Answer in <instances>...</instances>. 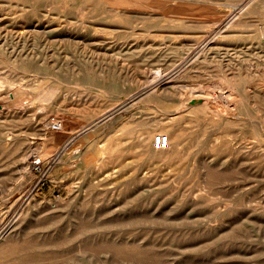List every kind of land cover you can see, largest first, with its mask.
I'll list each match as a JSON object with an SVG mask.
<instances>
[{
    "label": "rangeland",
    "instance_id": "1",
    "mask_svg": "<svg viewBox=\"0 0 264 264\" xmlns=\"http://www.w3.org/2000/svg\"><path fill=\"white\" fill-rule=\"evenodd\" d=\"M235 1L0 0V45L38 53L0 49V254L21 247L0 264H264V52L233 45L178 81L228 84L234 63L244 120L214 103L157 150L172 164L136 149L178 103L142 86ZM247 8L220 31L264 25V1Z\"/></svg>",
    "mask_w": 264,
    "mask_h": 264
},
{
    "label": "bare ground",
    "instance_id": "2",
    "mask_svg": "<svg viewBox=\"0 0 264 264\" xmlns=\"http://www.w3.org/2000/svg\"><path fill=\"white\" fill-rule=\"evenodd\" d=\"M258 1H264V0H236L235 3L232 5L233 9L226 14V16L224 17L223 20H219L216 22H210V23H206V24L195 25V26L191 25V24L187 25L188 30L190 32H193L195 35H199V36H197L195 43L193 45L189 46L187 48V51H185V52L183 51V53H181V54H178L175 56L169 55L168 59L166 58L167 59L166 63L164 64V65H166V67L158 68L157 71L152 76L151 80L142 86V88L138 92L139 95L149 96L151 93L159 91L158 94L160 95V98L163 99L164 101L173 102V101H175V99H177V101H178V103H167V104L175 107L174 110H171V111H173L172 112L173 117H171V122H169V120H167L168 122L165 121V123L162 126L158 127L154 131H148V132L146 131V132H139V133L137 132L138 134H137V138H136V149L141 151V153L146 155V157H148L149 159H155V160L159 159L161 161H164L166 164H172L173 159H171V157L168 153H160L153 146L154 139L158 135H161V134L168 136L169 146H176L179 148L182 145L183 134L185 133V130H188V128L184 130L182 123L184 122V123L192 124V122L194 121V118L204 117V115L206 114L205 109H211L212 110V107H213L212 105L214 103H216L218 106H221V107L224 105L229 106V107H227V110L230 107H231V109L233 108L231 110L233 112L230 114L231 115L230 117L238 118V120H244L243 117H240L239 115H237L235 113L234 109L236 108L237 103H244V101L247 97H248V99L249 98L253 99V96L255 94V93L252 94V92H254V86L248 87V86H246V84L244 85L243 77H242V75H239L240 71H238L239 73L234 72L235 71L234 69H236V67H235L236 65L234 63L230 64L231 66L227 65V67H228L227 69L229 71L230 70L232 71V74L229 76V79H232L234 81V82L229 81L228 84L227 83L225 84L224 83L225 81H224L223 82L224 84L214 83V85H210V84L205 85L204 83L203 84H195L196 82L194 81L195 83L192 82L189 85L188 84L187 85H181L178 83V81L180 79H182L183 77L190 75L193 71L198 70L202 66V63H207L209 61L211 62L217 56V54L220 55V54L224 53L226 55L227 53H229L232 50L233 45L237 46V48L240 47L238 49L234 48V49H236V52H234V53H237V55L240 54L241 60L242 59H243V61L246 60V62L248 61V59L242 58L241 55L245 54L247 52V50L251 49V47H252V49L256 48L257 50L264 52V25L253 27L250 22L243 19L228 34H224L223 32L220 31V30H222V27L224 26V24L232 23V20L238 15L240 17L244 11L242 13H240V12L243 9L247 8V6L250 9V11H253V8L251 9V7H253V5L255 6V3H257ZM243 15H246V14H243ZM36 32H37V30L32 31V34L34 33V35H35ZM238 41H241V42H238ZM3 42H4L3 43L4 45H0V49L1 50L2 49L8 50L7 52H9L10 54H13V55L16 54L18 56H25V57H32V56L38 57V53H36L35 51L33 53L30 51H26V50L25 51L17 50L16 48L11 49V48H9L8 45L6 46L5 41H3ZM250 60H251V58H250ZM192 61L193 62L196 61L193 66H191ZM259 61H260V59H259ZM238 63H239V61H238ZM232 65H233V67H232ZM247 65H249V64H247ZM259 66H260L259 63H257V65L256 64L253 65L250 62L249 70L251 69V71L259 73L262 71V70H260V68L262 66L261 67H259ZM241 67H243V66H241ZM237 68H239V67H237ZM189 78H191V77H189ZM224 80H226V79H224ZM219 81L220 80L218 79L217 82H219ZM144 82H146V81H144ZM111 91H115V90H111ZM130 94H132V93H130ZM263 98H261V99H263ZM257 102H259V101H257ZM248 107H249V105H248ZM113 109H114V107L110 108L109 111L107 110L106 113L110 112ZM228 111H230V110H228ZM208 112H209V110H208ZM208 116L209 115L207 114V117ZM212 117H215V116H212ZM227 122H230V121L227 119ZM57 123L60 124V126L55 125L54 129H61L62 131H65L66 129H68L67 124L63 120L56 122V124ZM83 129H84V127H83ZM78 131H76V132L72 131L71 132V134L69 135L68 142L65 145V147L68 145V143L70 141L75 139V134ZM184 136H185V134H184ZM247 144L248 143H246L245 145H247ZM244 146H243V148H245V150H246L247 147H244ZM63 150H64L63 148L58 149L56 151L55 155L60 156L62 154ZM246 151H250L249 148ZM181 156H183V155H181ZM8 228H10L9 225L7 226V229ZM19 247H20V245H19ZM19 247H17V248H19ZM15 248H16V244L14 246H11L10 248H7L6 250H4L0 254V258L4 259V257H7L8 255H10L12 253V251L15 250ZM14 253L12 255H14ZM219 258H222V257L220 256ZM2 259L0 260V262H3ZM196 260H197V258H196Z\"/></svg>",
    "mask_w": 264,
    "mask_h": 264
},
{
    "label": "built area",
    "instance_id": "3",
    "mask_svg": "<svg viewBox=\"0 0 264 264\" xmlns=\"http://www.w3.org/2000/svg\"><path fill=\"white\" fill-rule=\"evenodd\" d=\"M153 146L159 151L168 149L169 148L168 136L162 134L158 135L153 141ZM34 166H35V171H42V166L40 163H36V165Z\"/></svg>",
    "mask_w": 264,
    "mask_h": 264
}]
</instances>
